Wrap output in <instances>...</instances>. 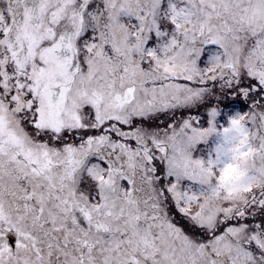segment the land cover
<instances>
[{"label":"snow or ice","instance_id":"snow-or-ice-1","mask_svg":"<svg viewBox=\"0 0 264 264\" xmlns=\"http://www.w3.org/2000/svg\"><path fill=\"white\" fill-rule=\"evenodd\" d=\"M0 264H264V0H0Z\"/></svg>","mask_w":264,"mask_h":264}]
</instances>
